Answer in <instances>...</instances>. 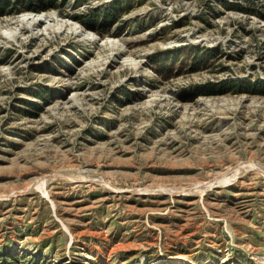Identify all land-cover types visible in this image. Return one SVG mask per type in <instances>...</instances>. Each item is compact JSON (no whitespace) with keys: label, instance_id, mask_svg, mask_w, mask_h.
I'll use <instances>...</instances> for the list:
<instances>
[{"label":"rangeland","instance_id":"rangeland-1","mask_svg":"<svg viewBox=\"0 0 264 264\" xmlns=\"http://www.w3.org/2000/svg\"><path fill=\"white\" fill-rule=\"evenodd\" d=\"M0 264H264V0H0Z\"/></svg>","mask_w":264,"mask_h":264},{"label":"bare ground","instance_id":"bare-ground-1","mask_svg":"<svg viewBox=\"0 0 264 264\" xmlns=\"http://www.w3.org/2000/svg\"><path fill=\"white\" fill-rule=\"evenodd\" d=\"M19 18V17H18ZM46 19H47V16H44L43 14H30V13H24L23 15H21V17L17 20V21H19V29L21 28L22 29V27H29L31 30H32V33L34 34V35H38L39 34V32H35V31H33L34 30V28H37V26H39L40 24H42L43 22H45L46 21ZM61 26H67L68 24L66 23V22H64V21H62L61 22V24H60ZM58 26V25H57ZM49 27H51V26H49ZM60 27V26H59ZM82 28V27H81ZM15 29V28H14ZM16 30V29H15ZM63 30V29H62ZM79 32V31H78ZM80 32H82L83 34H84V37L85 38H87V37H89L90 35H91V32L90 31H88V30H86V29H84V28H82L81 30H80ZM13 33V32H12ZM35 33H37V34H35ZM17 34V33H16ZM16 34L15 35H13V36H16ZM87 36V37H86ZM119 49V48H118ZM123 52V50H121V49H119V53L120 52ZM104 180V179H103ZM208 184V183H207ZM210 186V185H209ZM198 189V188H197ZM200 190V189H199ZM196 194V193H195Z\"/></svg>","mask_w":264,"mask_h":264},{"label":"trees","instance_id":"trees-1","mask_svg":"<svg viewBox=\"0 0 264 264\" xmlns=\"http://www.w3.org/2000/svg\"><path fill=\"white\" fill-rule=\"evenodd\" d=\"M33 7H36V6H33ZM7 257H2V259H6Z\"/></svg>","mask_w":264,"mask_h":264}]
</instances>
